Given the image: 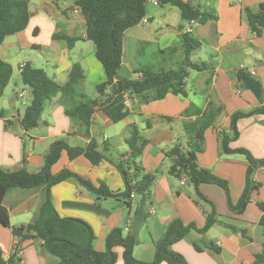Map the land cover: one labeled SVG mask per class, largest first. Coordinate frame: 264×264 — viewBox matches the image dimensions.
<instances>
[{
	"label": "crops",
	"instance_id": "obj_1",
	"mask_svg": "<svg viewBox=\"0 0 264 264\" xmlns=\"http://www.w3.org/2000/svg\"><path fill=\"white\" fill-rule=\"evenodd\" d=\"M184 1L205 9L213 8L217 19L204 25L187 23L178 8L149 0L145 18L148 23H141L125 33L119 77L138 79L135 69L157 66L155 56L170 48L177 49L176 58L180 60L181 35L186 32L201 42L192 60L204 62L211 69L190 72L185 85L186 96L169 94L165 99L151 103H144L140 97H131L128 116L119 123H114L98 108L93 115L89 138L85 127L67 115L79 100L66 97L61 91L46 102L36 128L25 133L21 127L20 120L32 102V91L27 86L21 87L20 74L22 67L30 62L19 63L16 78L15 54L29 50L40 52L45 57L40 61L41 67L30 64L43 69L59 86L67 83L72 67L80 65L85 79L79 88L91 101L99 99L97 86L105 81V71L96 57L95 45L87 38L85 18L74 6V0L72 5L67 0H29L32 14L27 28L8 37L0 50L2 59L13 67L12 79L0 101V168L10 172L23 168L29 173H39L55 142L65 141L71 148H86L94 139L99 152L105 157L99 165H93L85 156L71 160L64 152L60 161L52 167V173L58 174L67 169L96 187L104 185L113 193L123 194L125 182L114 163L125 162L131 157L127 140L132 135V126L136 125L141 137L148 143L134 161L145 174H156L157 178L152 187L151 204L147 208L149 218L139 227V243L133 254L136 260L151 263L156 255V243L172 221L180 220L185 225L195 224L197 229H203L207 215L212 211L211 205L199 198L186 179L169 175L173 159L166 153L178 144H186L183 124L197 118L184 115L191 105H194L192 111L205 110L213 101L225 106V113L218 119L217 128L206 132L204 152L199 155L198 163L201 168L228 182L229 197L217 185H202L200 191L215 205L219 219L237 230L222 225H214L205 235L191 230L184 240L173 246V250L180 253L188 264H254L264 246V228L260 225L263 212L258 206V203H264V166L257 168L253 174L260 187L252 193L245 213H233L229 200L234 205L240 200L246 187L250 162L245 154H226L220 132L230 133L232 114L261 107L251 91L238 82L237 73L246 70L260 81L264 91V30L255 35L243 12L247 7L259 10L264 6V0ZM57 34L79 40L70 48L65 41L54 39ZM144 46L151 56L149 65L143 63ZM10 88H15L13 97L4 100ZM91 89L96 90L98 96L90 97L88 91ZM23 91L27 93L21 106H18L17 97ZM238 127L240 137L231 143V148L245 149L256 160L264 161V115L241 119ZM139 180L134 184H138ZM132 194L134 197L130 199L99 197L75 179L66 180L51 189V199L62 218L79 219L92 227L95 234L93 246L98 252L106 250V239L114 229H122L124 236L134 231L135 213L141 200L135 192ZM45 198L46 194L41 190H12L4 199L11 224L15 227L31 224L38 217ZM211 242L220 249L219 253L207 248ZM194 243L203 251H197ZM17 246L23 250L20 264H59V259L45 249L41 240L21 242L11 229L0 224L3 257L9 260ZM116 253V264H125L123 248L117 247Z\"/></svg>",
	"mask_w": 264,
	"mask_h": 264
},
{
	"label": "trees",
	"instance_id": "obj_2",
	"mask_svg": "<svg viewBox=\"0 0 264 264\" xmlns=\"http://www.w3.org/2000/svg\"><path fill=\"white\" fill-rule=\"evenodd\" d=\"M149 0H74V6L79 9L86 22L87 38L93 42L96 48V57L101 62L105 71V81L97 86L99 99L91 101L79 88L85 76L80 65L75 64L69 75L67 83L59 86L43 69H38L27 63L22 67L21 81L32 91V102L27 108L20 124L25 133L36 128L41 120L46 102L58 91L66 97L77 98L79 103L67 115L81 123L86 129L87 137L91 138L90 129L95 111L100 108L114 123L123 121L128 116L125 100L131 97H140L144 103L161 101L169 94L186 96V80L191 71L203 72L211 67L206 63H196L192 60L193 53L201 47L191 33L181 35V58L177 60V49L170 48L159 52L155 56L157 66L139 67L135 74L136 80L120 78L119 72L123 63L124 37L126 31L142 23L147 16V3ZM160 5H171L179 9L182 19L187 23L197 22L204 25L210 20H216L214 9H205L195 6L184 0H157ZM210 3L216 0H207ZM244 18L251 31L260 35L264 30V6L259 10L244 8ZM29 0H0V50L8 37L23 32L31 18ZM54 39L65 41L70 48L79 40L66 35H54ZM171 63V64H169ZM13 76V67L4 61L0 55V101L10 84ZM238 82L245 85L261 104V107L249 112L238 111L231 115L230 133L220 132L223 151L226 154H245L250 162L247 170L246 187L237 204L229 206L233 213L244 214L251 202L252 193L258 190L259 184L253 178L256 169L264 166V161H258L245 149H232L231 143L240 137L239 121L255 115H264V91L263 86L246 70L237 73ZM211 80L208 81L210 84ZM194 105L184 113L186 117L196 116V120L187 121L183 129L187 138L186 144L174 146L166 155L173 159V165L169 175L177 179H186L191 184L199 198L212 207L207 215L206 225L203 229H197L195 224L185 225L180 220H174L167 228L164 235L156 243V255L151 263L141 262L135 259L134 249L139 243L138 232L140 225L149 218L147 208L151 204L152 187L156 181V174H145L134 159L140 154L148 141L141 137L136 125L132 126V135L127 140L131 149V157L127 161L114 163L125 182L126 190L123 194L111 192L106 186H94L90 181L83 179L70 170H62L58 174L52 173V167L57 164L64 152L71 160L85 156L93 165H99L104 155L99 152L98 144L91 139L86 148H71L65 141L55 142L45 157V166L39 173H29L25 169L7 171L0 168V224L11 229L13 234L20 238L21 242L39 239L45 249L59 259V264H116V248H123L125 264H188L186 259L173 250V246L184 240L191 230H197L205 235L214 225H222L236 231L231 224L222 222L216 213L215 205L201 193L202 185L210 184L221 187L229 197V184L218 178L209 170L201 168L198 158L204 152L205 134L211 128H217V122L225 113V106L217 105L211 101L205 110L192 111ZM10 124V122H8ZM138 184H134L136 180ZM75 179L87 191L99 197H114L130 199L133 192L140 197V207L135 213V228L128 236H124L122 229H114L106 239V250L98 252L94 246L95 234L92 227L86 222L62 218L57 212L51 199V189L66 180ZM44 191L46 198L40 207L38 217L29 225L15 227L11 224L9 210L4 206V199L12 190ZM263 212L260 225L264 228V203H258ZM197 251L203 249L194 243ZM207 248L216 253L220 249L212 242ZM17 246L9 260L3 257L0 250V264H20ZM254 264H264V246L260 255L256 256Z\"/></svg>",
	"mask_w": 264,
	"mask_h": 264
},
{
	"label": "rangeland",
	"instance_id": "obj_3",
	"mask_svg": "<svg viewBox=\"0 0 264 264\" xmlns=\"http://www.w3.org/2000/svg\"><path fill=\"white\" fill-rule=\"evenodd\" d=\"M72 1L73 0H67L68 4L69 5H72ZM149 5V3H147ZM93 44V43H91ZM143 51L145 52V54L142 56L143 60H144V65H149L147 63L151 62V56H149L147 54L148 52V49L145 48V46L143 47ZM25 60H28L30 63H33V64H36L38 67H41V62L40 61H43L45 60V57L40 53V52H36V51H32V50H29V51H24L23 53H18V54H15L14 55V60H13V63H14V66H15V76L16 78L18 77L19 75V63L22 62V61H25ZM171 64V63H169ZM21 87H24V85H21ZM13 89L15 88H10L6 94V96L4 97V100H10V98L13 97ZM89 92V95L90 97H94V95L98 96L97 95V92L96 90L94 89H91L88 91ZM17 105L18 106H21V103L22 101L24 100L23 98H21L20 96L17 97Z\"/></svg>",
	"mask_w": 264,
	"mask_h": 264
},
{
	"label": "built area",
	"instance_id": "obj_4",
	"mask_svg": "<svg viewBox=\"0 0 264 264\" xmlns=\"http://www.w3.org/2000/svg\"><path fill=\"white\" fill-rule=\"evenodd\" d=\"M142 23H145V24H146V23H148V21H147L146 19H144V20L142 21ZM26 93H27L26 91H23L22 93H20L19 96H20L21 98H23V97L26 95ZM129 103H130V100L127 98V99L125 100L126 107L129 106ZM263 170H264V168H263ZM131 197H134V194H132ZM22 253H23V250H20V251H19V256H21Z\"/></svg>",
	"mask_w": 264,
	"mask_h": 264
}]
</instances>
